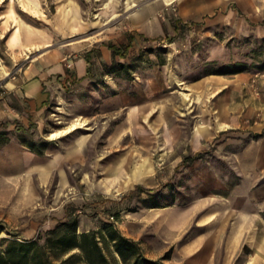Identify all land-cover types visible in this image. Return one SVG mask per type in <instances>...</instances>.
Masks as SVG:
<instances>
[{
  "label": "rangeland",
  "instance_id": "1",
  "mask_svg": "<svg viewBox=\"0 0 264 264\" xmlns=\"http://www.w3.org/2000/svg\"><path fill=\"white\" fill-rule=\"evenodd\" d=\"M166 1L0 0L1 251L11 241L44 244L55 230L65 232L62 222L78 232L83 216L99 220L95 233L117 238L125 222L133 231L142 227L150 241H135L141 264L163 263L147 256L158 246L156 223L183 211L194 218L180 243L203 230L197 224L234 237L264 232V32L257 27L264 19L240 13L238 32L235 19L225 22L216 12L188 20L177 34H157L156 20L173 27L179 19L178 5L169 2L150 15L153 30L141 32L140 11ZM206 40L226 41L228 58L206 60L180 78L184 42ZM92 43L121 54L92 62L84 87L60 86L64 97L38 127L21 86L32 72ZM150 80L161 85L156 96ZM77 92L84 93L79 104ZM131 107L134 122L124 123ZM77 121L85 125L69 132ZM22 123H34L33 131ZM57 137L75 138L84 159L44 179L29 155L43 154ZM34 252L30 264H45ZM75 252L55 251L51 261L74 264L81 257Z\"/></svg>",
  "mask_w": 264,
  "mask_h": 264
},
{
  "label": "crops",
  "instance_id": "2",
  "mask_svg": "<svg viewBox=\"0 0 264 264\" xmlns=\"http://www.w3.org/2000/svg\"><path fill=\"white\" fill-rule=\"evenodd\" d=\"M170 2H176L178 5L179 19L173 27L171 24H167L166 26L165 22L160 25L159 21L156 20L155 32L157 34H163L171 30L177 34L181 24L188 20L215 14L216 12L226 18V20L224 19L225 22L235 19L238 24L235 25L238 32H244V23L238 20L240 13L256 16L258 17V21L264 19V0H172ZM168 3L167 1L165 3L159 2L154 7L149 6L147 9L140 11L137 19L139 21V30L141 32H151L153 29L150 23H148L150 15L156 9L158 10L162 4L166 5ZM168 12L171 13L172 10L169 9ZM257 27H259L258 30L261 33L264 32V23L259 24ZM182 48L183 50H181L180 56L176 61V70L180 78L197 70L196 67L206 60H223L229 56L226 41H219L214 44L211 40L196 44L192 41H186ZM83 50L84 53L82 54L71 56L70 58L66 57L64 61L60 62L54 60L48 63L46 68L42 67L40 70L32 72V76L21 86L23 96L28 102V112L38 117V121H35L38 127L43 123L42 116L44 114L49 116L50 113L55 111L58 99L64 97L63 90L60 89V86L67 91H72L74 88L73 83L78 82L83 84L84 87L87 82V76L90 73L92 62L96 63L102 60L104 62H110L114 56H117L114 54L113 49L105 44L99 45L92 43ZM91 56L92 58H90ZM66 80L70 81V88L65 86L64 81ZM160 86L154 80H150L148 91L152 94L154 93L156 96L159 94ZM86 88L80 90L85 91ZM83 95V92L76 93V104L81 103ZM132 108H129L127 111L129 116L124 123L134 122L132 112L134 109ZM137 108L136 110L138 112L144 113H148L151 110L150 106H138ZM129 119H131L130 122ZM137 119L138 122L141 116H137ZM47 121L50 122V120ZM22 126L24 131L29 130L32 126L30 131H33L35 125L34 123H22ZM48 142L50 146L44 150L43 154L31 153L29 155L31 156L33 154L30 157L33 158L31 159V167L35 166V168L43 171L40 175L44 179L52 178L55 174H65L66 169L73 163L78 164L84 159L83 148L80 149L77 146L75 138L70 137L69 141H59V137H57L49 139ZM71 144L75 145L74 149ZM193 218L192 211H183L179 216L174 215L167 221L164 218L158 221L155 227V240L158 246L151 253H148L147 256L155 260L161 259L162 264H264V232L248 235L237 233L236 237H234L232 233L218 232L215 226L210 230L207 227L209 224H197V228H202L203 230L190 234L183 243H180L179 240L182 231L192 223ZM96 219L93 218L91 220L87 216L81 217L79 219L78 234L90 233L94 232L93 230H97L100 222ZM140 222L145 223L144 221ZM125 223V231L121 232L122 236L136 242L140 241L141 245L147 247L150 237L147 233H143L142 227L133 231L127 226L128 222ZM95 235L100 241V246L108 262L111 264H126L114 247L116 240L110 239L108 233L104 231L96 232ZM105 244L108 245V252L103 247ZM112 260L115 263H112ZM156 264H159V262Z\"/></svg>",
  "mask_w": 264,
  "mask_h": 264
},
{
  "label": "trees",
  "instance_id": "3",
  "mask_svg": "<svg viewBox=\"0 0 264 264\" xmlns=\"http://www.w3.org/2000/svg\"><path fill=\"white\" fill-rule=\"evenodd\" d=\"M115 55L121 54L120 48L111 46ZM125 56V54H123ZM32 126L29 130H31ZM64 222L59 227H66L64 233H59L57 230L52 232L55 237L49 238L44 244L39 240L32 241H11L7 248L3 251L0 250V264H30V253L37 251L36 255L45 257V264H54L51 257L55 251H62L69 254L77 250L79 253H72L71 256L81 257L78 258L74 264H111L106 259L103 249L100 246V241L97 239L95 232L78 234L77 230L70 231ZM57 231V232H56ZM110 239L116 240L114 247L121 256L124 263H129L132 259L133 264H141L139 259L140 254L137 252V243L128 239L125 236L114 237L109 234ZM63 264V263H60ZM150 264H155L150 261Z\"/></svg>",
  "mask_w": 264,
  "mask_h": 264
},
{
  "label": "bare ground",
  "instance_id": "4",
  "mask_svg": "<svg viewBox=\"0 0 264 264\" xmlns=\"http://www.w3.org/2000/svg\"><path fill=\"white\" fill-rule=\"evenodd\" d=\"M172 0H167V2H170ZM84 122L83 121H77L75 124H73L69 130V132H73V131H76L80 128H82L84 126ZM52 136H58V134H52Z\"/></svg>",
  "mask_w": 264,
  "mask_h": 264
},
{
  "label": "built area",
  "instance_id": "5",
  "mask_svg": "<svg viewBox=\"0 0 264 264\" xmlns=\"http://www.w3.org/2000/svg\"><path fill=\"white\" fill-rule=\"evenodd\" d=\"M64 84H65L66 87H69V88L71 87L70 81L66 80V81H64Z\"/></svg>",
  "mask_w": 264,
  "mask_h": 264
}]
</instances>
